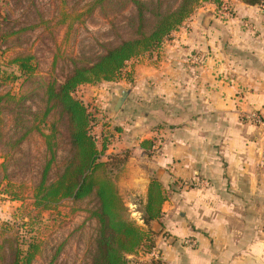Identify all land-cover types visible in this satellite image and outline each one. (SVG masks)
Here are the masks:
<instances>
[{
    "label": "crops",
    "instance_id": "crops-1",
    "mask_svg": "<svg viewBox=\"0 0 264 264\" xmlns=\"http://www.w3.org/2000/svg\"><path fill=\"white\" fill-rule=\"evenodd\" d=\"M223 1L229 15L209 4L173 31L158 58L130 60L129 88L93 95L102 114L112 105L96 138L108 145L105 157L127 153L126 190L139 199L128 205L156 236L163 264H264V128L249 120L264 111V0ZM151 180L164 202L159 220L144 226L137 208Z\"/></svg>",
    "mask_w": 264,
    "mask_h": 264
},
{
    "label": "rangeland",
    "instance_id": "rangeland-1",
    "mask_svg": "<svg viewBox=\"0 0 264 264\" xmlns=\"http://www.w3.org/2000/svg\"><path fill=\"white\" fill-rule=\"evenodd\" d=\"M89 1L91 0H70L69 4L71 6L75 4L74 9L81 13ZM140 1L146 3L153 12L155 7L152 9V0ZM61 2L62 0H0V17L1 15L5 17L6 27H14L13 33L20 29L26 30L18 34L16 39L12 38L13 42H9V48L8 43L6 46L0 43V70L18 75L14 66L10 65V59L15 53L20 52L31 55L34 58L32 64H36L31 80L26 83L19 80V83L5 86L7 91L11 90L21 98L20 102L0 104V257L2 256L0 264H9L8 246L5 242L13 239L17 241L21 250H25L29 243H40L39 253L31 264H90L91 261L96 223L94 219H89L87 211L93 210L91 204L87 205L89 200L73 205L75 207L62 202L53 211L40 212L33 206L34 188L45 165L46 147L40 133L50 135V127L54 125L57 128V135L53 139L61 141L55 162L50 167V175H53L67 158L63 122L56 111H51L45 119L42 118L46 108L42 88L48 80L61 81L70 68L68 59L75 58L79 60V64L85 63L99 56L105 49L103 47L115 45L132 37L135 11L131 6L124 8L115 2L113 7L107 8L104 12H95L87 19L81 16L80 20H74V26L69 33L66 32L67 26L55 25L61 20L58 16L61 12ZM219 3L220 0H200L193 6L187 19L199 10L205 9L207 5L219 6ZM177 4L176 0H163L161 10L164 11L170 6L171 9H175ZM68 7L65 8L66 11ZM146 22L149 25V11L146 14ZM3 29L4 27L0 28L1 33L5 31ZM172 33L173 31L162 42L161 47ZM160 48L142 54L140 58L159 57ZM114 78L111 81L83 85L73 94L87 107L93 122L95 121L90 128V133L95 137L98 134L96 127L108 122L107 117L111 119L112 105L105 115L102 114L99 102L93 95L99 91L102 93L114 84L121 90L129 88L130 62L120 75ZM120 80H123L124 84H120ZM4 92L0 89V94ZM96 140L101 144L102 139ZM153 144L155 146L158 141ZM100 150L99 145L98 151ZM105 152L101 157L103 161L106 158ZM122 172L117 175L115 185L132 221L137 225L134 220L136 209L130 208L128 202L130 200V203L136 204L137 207L139 199L126 190L129 180ZM70 207H77L79 211L72 215ZM137 210L141 211L142 206ZM127 258L130 260V256Z\"/></svg>",
    "mask_w": 264,
    "mask_h": 264
},
{
    "label": "trees",
    "instance_id": "trees-1",
    "mask_svg": "<svg viewBox=\"0 0 264 264\" xmlns=\"http://www.w3.org/2000/svg\"><path fill=\"white\" fill-rule=\"evenodd\" d=\"M69 1L62 0L61 12L58 14L61 20L57 19L58 22L55 24L67 26L66 32L70 33L74 20H80L81 16L87 19L95 12H104L107 8L113 7L115 2L123 5L124 8L131 6L134 9L135 16L132 22L134 32L132 37L126 40L103 47L105 48L103 52L90 61L79 64V60L75 58L68 59L70 68L61 81L48 80L42 88L46 103L42 118L45 119L51 111H56L63 122L67 158L54 174L50 175V167L55 162L61 141L53 139L57 135V128L54 125L50 127V135L40 133L46 147L45 165L34 188L33 206L40 212L53 211L62 202L73 206L89 200L87 205L91 204L93 208L92 211H87L89 219H94L96 223L90 264H132L133 261L127 257L149 254L154 248L156 236L150 230H142L132 221L117 191L115 180L124 168L128 155L120 153L108 156L104 161L101 159L106 151V143L102 141L98 144L97 138L90 133L95 121L93 122L87 107L73 94L83 85L115 79L114 77L120 75L130 60L160 48L169 34L189 17L193 6L200 0H176L178 4L175 9H171L170 6L164 11L161 10L163 0H152V9L155 7L153 12L140 0H91L83 7L81 13L75 10L73 7L75 4L71 6ZM67 6L69 7L66 11ZM148 11L149 25L146 22ZM6 22L5 17L1 15L0 28L4 27L5 31L0 32V43L4 46L8 43L7 48H9L10 43L13 42L12 38L16 39L18 34L26 30L20 29L13 33L14 27H6ZM10 60V65L14 66L18 75L0 70V89L5 91L0 94V104L19 103L21 98L11 90L7 91L5 86L19 83V80L26 83L31 80L35 72L36 64H32L34 58L29 54L15 53ZM99 145L100 151H98ZM14 200L21 201L17 198ZM163 202L161 186L155 180H151L147 188L146 202L141 210L144 226L159 220ZM73 207H70L72 215L79 211L77 207ZM5 243L8 246L9 264H31L40 250L39 242L29 243L25 250H21L14 239Z\"/></svg>",
    "mask_w": 264,
    "mask_h": 264
},
{
    "label": "built area",
    "instance_id": "built-area-1",
    "mask_svg": "<svg viewBox=\"0 0 264 264\" xmlns=\"http://www.w3.org/2000/svg\"><path fill=\"white\" fill-rule=\"evenodd\" d=\"M221 11L227 15L230 13V9L227 6L226 2L223 0H220V5H219ZM249 120L256 126L258 127H263L264 128V111L263 113H254L249 116ZM154 145V144H153ZM155 148L157 147V144L154 146ZM184 244H192L190 241H184ZM151 261L149 264H163L161 261L159 255L155 252L154 248L151 250L149 254Z\"/></svg>",
    "mask_w": 264,
    "mask_h": 264
},
{
    "label": "water",
    "instance_id": "water-1",
    "mask_svg": "<svg viewBox=\"0 0 264 264\" xmlns=\"http://www.w3.org/2000/svg\"><path fill=\"white\" fill-rule=\"evenodd\" d=\"M127 95H128V92H126V91H122L120 93V95L117 98V100H116V102L114 104V107H113V112L114 113H117L120 110L121 106L123 105V103L126 100ZM152 225H153V232L155 234H158L160 229H161L160 225L158 223H156V222L152 223Z\"/></svg>",
    "mask_w": 264,
    "mask_h": 264
}]
</instances>
